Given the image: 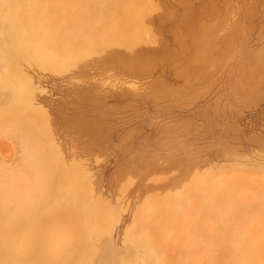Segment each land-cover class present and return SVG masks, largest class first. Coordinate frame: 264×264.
<instances>
[{"label": "rangeland", "instance_id": "rangeland-1", "mask_svg": "<svg viewBox=\"0 0 264 264\" xmlns=\"http://www.w3.org/2000/svg\"><path fill=\"white\" fill-rule=\"evenodd\" d=\"M79 4L81 37L115 20L124 46L63 58L61 70L21 60L29 82L0 90V252L18 264L17 238L29 241L30 226L12 221L19 204L41 219L32 263L264 264V0ZM52 136L61 151L46 150ZM55 153L81 162V188L77 163L55 165ZM86 192L118 221L93 233V256L82 249L95 229L64 211L90 213ZM133 221L153 257L143 246L120 253Z\"/></svg>", "mask_w": 264, "mask_h": 264}, {"label": "bare ground", "instance_id": "bare-ground-1", "mask_svg": "<svg viewBox=\"0 0 264 264\" xmlns=\"http://www.w3.org/2000/svg\"><path fill=\"white\" fill-rule=\"evenodd\" d=\"M80 1L81 0H0V90L7 91L9 89L12 91V88L16 87V84L19 82V78L25 82H29L22 71L20 64L21 60H25L28 63L32 62L44 70H61L66 65L63 58L67 62H72V65H75L78 61L91 57L93 52H98V50L103 48L110 50L116 49L118 52H122L119 48L124 46L123 36L122 33L119 32V27L115 20H111L110 26L102 24V26L93 28L91 36L86 38L81 37L80 31L82 30V24L85 19L83 16L84 11L80 9ZM125 15L130 22L138 18V14L134 11L127 10ZM100 16L104 21L103 16ZM14 76H17V78L15 79ZM34 95L35 91L26 89V93L23 97L32 99ZM48 114L49 112L46 113V111L40 114L39 120L46 124V131L51 133ZM56 144L57 142L52 136V140L47 145L46 150L52 149ZM58 148L61 151L59 145ZM60 156V153H55L53 155L52 159L55 165L60 161ZM75 161L77 165L72 160L69 162L66 161L62 154L60 163H66L71 167L76 165L73 171V175H75L71 177V184L78 190L81 188L80 184H83L84 178L87 180L88 174L81 168V162L79 160ZM43 173V170L38 171V176L42 182H45L47 178H43L45 177ZM76 180L78 184L75 183ZM86 184L87 183H85V186ZM85 196V202L91 204L89 201L90 197H88L89 193L86 192ZM16 206L17 210L13 215L11 211H9L8 216L6 214L5 218H10L12 215L13 223L26 224L31 228L29 241H27L24 236H22V238H17L20 241L19 245L22 247V252L20 251L21 253L17 255L20 260L18 264H42L45 255L40 256L36 263H32L31 260L27 259L29 247L33 244L35 245L36 241L40 239L41 219L35 213L36 211L31 209L23 210L24 206L22 205H20L22 210H18L19 204ZM86 206H84L83 210L82 208L76 210V208L68 207L64 209V211L70 212L73 209L76 211V218L83 217L81 223L84 222L88 227L95 229L86 236L87 240L84 241L86 245L85 248L82 249L88 250L90 253L89 255L93 256L97 250L96 243L100 242L98 237H93V233L97 235L108 234L113 230L112 228L117 221V217L101 204H91L90 213L85 215L83 213ZM122 210L125 211V208ZM0 226H3L2 222H0ZM142 235H144L143 230L139 228L138 224L136 226V222L133 221V224L126 230L124 240L122 239L124 245L121 243L123 247L121 246L119 251L124 248L127 252H130L131 250H137L140 246H143L148 252V256L153 257L154 250L150 248L152 246L154 247L153 242L148 241L147 238H142ZM65 237L67 238L66 233L65 235H61L62 240H64ZM139 239L144 241V245L139 242ZM116 250L118 251V249ZM120 253H122V251ZM135 259L136 258H130V260H132V263H130L135 264ZM126 262L127 258H121L120 264H126ZM0 264L15 263H11L9 258H5V253L0 252ZM66 264L74 263L67 261ZM139 264H145V261L141 260Z\"/></svg>", "mask_w": 264, "mask_h": 264}]
</instances>
